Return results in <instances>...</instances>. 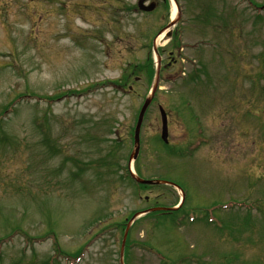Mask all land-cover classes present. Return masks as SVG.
Instances as JSON below:
<instances>
[{"label": "rangeland", "instance_id": "obj_1", "mask_svg": "<svg viewBox=\"0 0 264 264\" xmlns=\"http://www.w3.org/2000/svg\"><path fill=\"white\" fill-rule=\"evenodd\" d=\"M152 1L0 0V264H264V0H179L172 67Z\"/></svg>", "mask_w": 264, "mask_h": 264}, {"label": "water", "instance_id": "obj_2", "mask_svg": "<svg viewBox=\"0 0 264 264\" xmlns=\"http://www.w3.org/2000/svg\"><path fill=\"white\" fill-rule=\"evenodd\" d=\"M143 2H144V0H140V2H139V5L141 6V9H143L145 11H151V10L154 9V4H151L150 6H144L143 5ZM159 70H160V67L157 70L156 80H155V84L153 86L152 92L146 98V100L144 102V105L142 106V109L140 111L139 117H138V122H137L136 130H135V149L136 150L133 153V155L131 156V159H136L137 156H138V153L140 151V132H141V127H142V124H143V120H144L145 114H146L149 106L151 105V103H152V101L154 99L155 93L157 91V88H158ZM160 110H161V116H162V140L167 143L168 142V121H167V114H166V112L164 111L163 108H161ZM133 177H134V179L138 183L144 184V185L167 184V185H171V186L177 187L175 184L170 183V182H166V181L145 180V179L139 178L138 176H136L134 174H133ZM159 210H168V208H152V209H149V210H147V211H145L143 213H140V214H146V213H149V212L159 211ZM172 210H174V209H172ZM140 214H136L133 217L132 222L134 220H136L140 216ZM126 236L127 235H125V237H124L123 247L125 245ZM122 254H123V250H122Z\"/></svg>", "mask_w": 264, "mask_h": 264}, {"label": "flooded vegetation", "instance_id": "obj_3", "mask_svg": "<svg viewBox=\"0 0 264 264\" xmlns=\"http://www.w3.org/2000/svg\"><path fill=\"white\" fill-rule=\"evenodd\" d=\"M149 1H152V0H146V3H149ZM164 1L166 2V0H164ZM165 2H164V4H165ZM154 3H156V2H154ZM159 7H160V4L156 3V9L157 8L159 9ZM161 8L162 7H160V9ZM176 36H177V32H176V29H175L173 31V34H172L171 38H170L171 41H174L173 42L174 44L172 45L173 49L172 50H168L169 61L167 62V64H168L167 66H170V67L179 65V63L181 61V58L179 59V56H178L180 53L178 55H177V53L180 52V51H183V49H184L182 43L178 41ZM165 51L166 50H163V54L161 55L162 63L164 61L163 55L165 54Z\"/></svg>", "mask_w": 264, "mask_h": 264}, {"label": "trees", "instance_id": "obj_4", "mask_svg": "<svg viewBox=\"0 0 264 264\" xmlns=\"http://www.w3.org/2000/svg\"><path fill=\"white\" fill-rule=\"evenodd\" d=\"M151 64L153 65L152 61H151V60H148L147 63H146V65H145V68H146L147 70H148L149 67L152 69ZM140 68H141V66H140ZM140 71H141V69H140ZM120 81H121V80H120ZM120 81H119V82H120ZM48 141H49V139H45V142H48ZM49 146H50L51 150H55V149H56V148L53 147L52 144H50ZM137 171H138V170H137ZM138 173H139V172H138ZM139 174H140V173H139ZM140 186H143V185H140ZM144 187H147V186H144ZM184 217H185V216H184ZM129 246H130V238L128 239V244H127V247H126V252H127L128 248H129Z\"/></svg>", "mask_w": 264, "mask_h": 264}, {"label": "bare ground", "instance_id": "obj_5", "mask_svg": "<svg viewBox=\"0 0 264 264\" xmlns=\"http://www.w3.org/2000/svg\"><path fill=\"white\" fill-rule=\"evenodd\" d=\"M175 11H176V7L174 8V15H175V13H176Z\"/></svg>", "mask_w": 264, "mask_h": 264}]
</instances>
